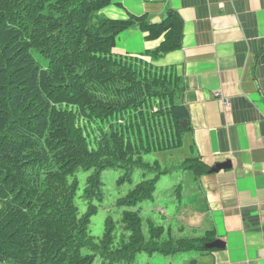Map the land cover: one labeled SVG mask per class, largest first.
<instances>
[{"label": "trees", "instance_id": "16d2710c", "mask_svg": "<svg viewBox=\"0 0 264 264\" xmlns=\"http://www.w3.org/2000/svg\"><path fill=\"white\" fill-rule=\"evenodd\" d=\"M114 1L0 0V264H131L141 252L214 249L205 246L212 230L173 235L139 207L168 172L156 154L182 146L190 128L183 78L153 63L182 47V21L104 15ZM136 26L164 41L142 55L116 51L117 36ZM186 160L198 179L211 169L197 154ZM111 168L124 170L120 181L137 169L143 178L117 200L121 220L107 216L96 236L90 225ZM80 171H90L82 213ZM174 193L180 201L181 184Z\"/></svg>", "mask_w": 264, "mask_h": 264}, {"label": "crops", "instance_id": "0c3cea01", "mask_svg": "<svg viewBox=\"0 0 264 264\" xmlns=\"http://www.w3.org/2000/svg\"><path fill=\"white\" fill-rule=\"evenodd\" d=\"M108 12L181 19L182 47L161 50L153 63L183 78L191 154L210 168L232 164L200 176L201 211L188 227L224 242L202 253V264H264V0H115ZM147 34L139 26L122 31L116 51L142 55L165 38ZM216 92L229 98L227 108Z\"/></svg>", "mask_w": 264, "mask_h": 264}, {"label": "rangeland", "instance_id": "374dc122", "mask_svg": "<svg viewBox=\"0 0 264 264\" xmlns=\"http://www.w3.org/2000/svg\"><path fill=\"white\" fill-rule=\"evenodd\" d=\"M109 6L110 5L106 6L102 11V13L108 17L110 16L108 12ZM38 58L43 63L47 62L39 53ZM189 156H192V154L190 143L187 141V138L182 146L156 154V157L162 162L163 169H168V172L163 174L158 181L154 200L144 201L139 204V207L145 208L142 214L146 218V221L151 218L165 225L170 224L173 235H180L183 233L187 236L197 237V235H202L205 227L202 228L201 226L195 231L188 227V223L192 219H198L201 211L200 204L202 202L200 180L189 167V161L186 160ZM89 173L90 171H80L78 173L80 189L78 190L75 202L80 209V213L84 212L87 207V200L83 197V194L86 187V178ZM123 173L124 170L120 168H111L103 172L102 189L104 197L102 202H97L99 211L92 218L90 225L92 233L96 236L102 234L107 216L111 215L116 223L121 220L123 208L117 205V200L126 195L127 192L143 178L142 170L137 169L131 180L126 179L120 181ZM177 184L182 185V197L180 201L175 199L176 193H174V189ZM158 208L164 209V212L166 211V218H164L165 215L162 217ZM183 223L185 225V227H183L185 231L180 230ZM203 258L201 253L196 251L180 252L168 256L159 253L150 254L141 252L137 254L131 264H192L194 259H198V264H202ZM101 261L102 259L99 257L95 264H101ZM124 264H127V262Z\"/></svg>", "mask_w": 264, "mask_h": 264}, {"label": "water", "instance_id": "95a60500", "mask_svg": "<svg viewBox=\"0 0 264 264\" xmlns=\"http://www.w3.org/2000/svg\"><path fill=\"white\" fill-rule=\"evenodd\" d=\"M170 14V13H169ZM186 119L183 121V126L186 125ZM232 164H231V161H226V162H222V163H217L216 165H214L213 167H211L210 171H217V170H220L221 168H228V167H231ZM206 248H216V247H224V242L219 240V239H216L212 242H209L207 243L206 245Z\"/></svg>", "mask_w": 264, "mask_h": 264}, {"label": "built area", "instance_id": "2783aa9c", "mask_svg": "<svg viewBox=\"0 0 264 264\" xmlns=\"http://www.w3.org/2000/svg\"><path fill=\"white\" fill-rule=\"evenodd\" d=\"M216 96L218 97V99H220L223 102L224 108H227L230 105L229 98L223 95L222 93L216 92Z\"/></svg>", "mask_w": 264, "mask_h": 264}]
</instances>
